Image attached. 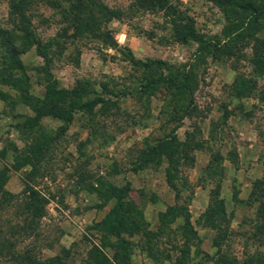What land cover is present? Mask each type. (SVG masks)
I'll list each match as a JSON object with an SVG mask.
<instances>
[{
  "label": "rangeland",
  "instance_id": "rangeland-1",
  "mask_svg": "<svg viewBox=\"0 0 264 264\" xmlns=\"http://www.w3.org/2000/svg\"><path fill=\"white\" fill-rule=\"evenodd\" d=\"M163 1L0 0V30L21 32L20 10L29 26L18 64L0 34V234L14 251L69 249L63 264L83 263L94 247L118 251L116 264H264V213L250 196L264 176V14L237 34L245 11L235 4ZM178 69L190 92L165 83ZM46 86L81 89L50 92L62 107L106 101L74 111L66 128L51 115L32 123ZM171 133L173 162L162 154L135 168ZM126 182L124 250L102 221L112 186ZM31 190L42 204L34 219ZM175 203L192 227L184 209L165 213ZM0 264L26 262L3 249Z\"/></svg>",
  "mask_w": 264,
  "mask_h": 264
},
{
  "label": "trees",
  "instance_id": "trees-1",
  "mask_svg": "<svg viewBox=\"0 0 264 264\" xmlns=\"http://www.w3.org/2000/svg\"><path fill=\"white\" fill-rule=\"evenodd\" d=\"M144 2H153L157 3L158 5H162L164 3L163 0H143ZM214 2L220 4V5H232L235 4L238 7L242 8L245 11V15L243 20L240 22L239 25L234 29V33L239 34V32L244 31L245 28L249 27L251 25L252 20H258V17L260 18L264 14V4L260 5L258 4L255 0H213ZM23 10H20V25L21 27L19 30L22 32L18 33H13L7 31H2L0 30V34L4 39V42L7 45L8 49V57L7 59L9 62H14L15 64L20 63L19 60V54L26 51L29 42L25 36V33L28 34L27 28L29 27L28 25H23V19H25L24 13H22ZM22 19V20H21ZM176 29L180 30L181 25L175 23ZM187 30L189 34L194 37L197 40H200L199 37L196 36L195 30L191 26H187ZM228 37L232 36L231 33L227 35ZM210 40L207 39L206 41H203L202 47L205 44H209ZM259 43V42H258ZM264 44V42H263ZM255 53H259V49L255 48ZM259 59L263 58L264 54H258ZM7 62V61H6ZM261 69H264V58L263 61H261ZM5 63V62H4ZM144 63V62H143ZM6 64V63H5ZM11 64V63H10ZM182 73V74H181ZM179 75H182L179 77ZM1 78L4 80L9 81V79L6 76H3L1 74ZM165 78V83L167 85H177L179 89L186 93L190 92V82L188 81L189 76L184 73L181 70H177L174 75H167L164 77ZM17 82L20 80L18 78H13ZM13 80V81H14ZM9 83H13L10 82ZM45 97L42 98V103H37L32 106V109L34 110L35 114L31 116L32 123H35L38 119H40L44 115H51L54 117H57L61 120H63L64 124L62 125V128H66L67 125L71 122L73 119V113L76 110H88L91 109L93 106L97 105L98 103L106 101V98L100 95L94 96V97H89L83 100H78L76 104H72L69 107L66 106H61L60 104H56V100L53 99V96L48 95L50 92L54 93H63L66 96H71V95H76L79 96L81 95V89L77 88H72V89H66V88H55V87H49L46 86V91H45ZM175 134L171 133L169 136L166 135L160 140L152 145L146 147L143 151H141V156L139 158L137 163L135 164V168H141L143 166L142 161L144 160H152L154 157H160V155H164L167 157L169 162L174 161V154L176 153L177 149V143L175 142ZM181 142V143H180ZM180 145L184 146H189L188 140H182L179 141ZM190 146L192 148H197L200 147L201 144H193ZM186 150V149H185ZM182 152L186 153L187 151ZM181 151V150H180ZM140 155V154H139ZM184 155V154H183ZM192 159V158H191ZM193 160L190 161V164H192ZM189 164V165H190ZM170 172L171 169L166 170V175H167V180L169 181L170 178ZM264 177V176H263ZM260 178L261 180L260 184L262 187L258 186L260 188V193L258 195L255 192L257 191H251L250 196L253 197L252 200L258 201V209L261 208L260 213H264V178ZM4 178H0V182L2 183ZM173 185V184H172ZM130 189L129 182H126L124 185L121 186H112V192L110 197H115L116 198V203L115 205L111 208L110 212L107 214V216L103 219L102 224L104 226H107L109 232L113 235L116 236L117 239V246L120 249L126 250L125 246V238L123 237V232L128 231V228H125L124 226V221H125V215L129 213V206L126 205L124 197L127 196L128 190ZM214 194L219 195V191H215ZM250 197V198H251ZM41 202L40 198L38 197L37 193L34 190H31L29 192V198L28 201L26 202V209L27 212L31 213V219H34L35 217H38L41 215ZM184 209V224L187 226L192 227L191 220H190V212L188 208H185L184 206H178L175 204L170 205L168 209L165 211L167 212H175L177 210H183ZM259 212V211H258ZM164 214V213H163ZM194 231V230H193ZM7 238H2L0 234V250H6V253L10 255L11 259H14L15 261H25L26 264H63L66 256L69 255V249H64L63 253L61 254H54L51 256H46L44 258H38L35 255H32L29 250H23L22 252L20 251H14L11 249L10 243H8ZM88 259L81 264H116L115 259H117L118 256V251L114 253L112 257H109L107 253L101 251L98 247H94L93 250H90L88 252ZM124 259L127 260L126 256Z\"/></svg>",
  "mask_w": 264,
  "mask_h": 264
}]
</instances>
